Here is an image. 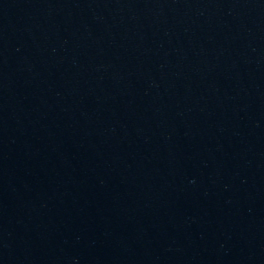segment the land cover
<instances>
[{
  "label": "water",
  "instance_id": "water-1",
  "mask_svg": "<svg viewBox=\"0 0 264 264\" xmlns=\"http://www.w3.org/2000/svg\"><path fill=\"white\" fill-rule=\"evenodd\" d=\"M0 264H264V0H0Z\"/></svg>",
  "mask_w": 264,
  "mask_h": 264
}]
</instances>
